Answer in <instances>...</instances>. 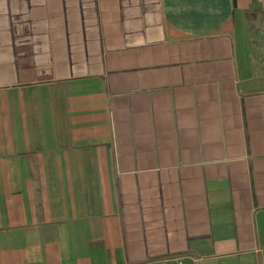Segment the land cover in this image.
<instances>
[{"label":"crops","instance_id":"0c3cea01","mask_svg":"<svg viewBox=\"0 0 264 264\" xmlns=\"http://www.w3.org/2000/svg\"><path fill=\"white\" fill-rule=\"evenodd\" d=\"M0 264H264V0H0Z\"/></svg>","mask_w":264,"mask_h":264}]
</instances>
